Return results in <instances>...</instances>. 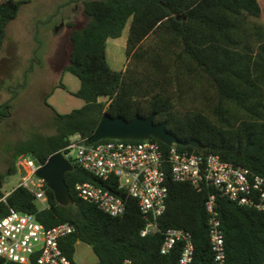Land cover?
Masks as SVG:
<instances>
[{"label":"trees","instance_id":"trees-1","mask_svg":"<svg viewBox=\"0 0 264 264\" xmlns=\"http://www.w3.org/2000/svg\"><path fill=\"white\" fill-rule=\"evenodd\" d=\"M28 2L0 1V51L8 24ZM84 9L88 21L72 29L65 66L81 81L74 94L84 105L69 113L53 109L56 132L17 146L15 162L0 172V192L7 176L18 171L22 155L32 154L45 163L57 151L69 153L71 137H91L104 113L131 119L155 112L156 122H167L182 140H198L202 150L175 144L177 148L214 153L264 176V23L254 20L263 12L259 0H86ZM127 24L129 61L114 69L107 43L121 36ZM150 140L170 148L155 137ZM70 160L74 169L66 173V182L74 204H59L48 186L46 208L23 186L16 185L8 198L11 207L35 214L46 227L75 224L76 230L61 240L69 257L73 258L77 243L84 242L98 257L93 264H121L125 258L138 264H179L183 243L166 254L161 246L168 229L182 228L192 235V264H220L212 248L207 211L213 195L225 236L224 264H264V213L258 209L239 205L214 186L199 189L168 174L169 195L158 219L159 230L143 236L147 220L137 200ZM82 181L122 197L124 214L113 216L79 197L75 186ZM8 212L9 207L0 204V219ZM0 264L20 263L0 257Z\"/></svg>","mask_w":264,"mask_h":264},{"label":"built area","instance_id":"built-area-1","mask_svg":"<svg viewBox=\"0 0 264 264\" xmlns=\"http://www.w3.org/2000/svg\"><path fill=\"white\" fill-rule=\"evenodd\" d=\"M72 149L76 153L75 161L82 168L107 183L113 182L137 200L147 220L141 230L143 236L159 230L158 219L166 210L169 195L168 174L176 181L190 182L199 189L214 186L239 205L254 207L264 213V176L223 160L217 154L181 150L175 144L165 149L150 139H106L88 143V138L81 134L71 137L66 150L70 153ZM19 162L21 178L16 187L33 191L35 198L46 208L47 184L37 175L39 166L29 154L22 155ZM14 189L3 188L0 192V204L9 207L8 214L0 219V257L20 264H76L61 244L62 239L76 230L75 224L66 221L44 226L35 214L9 205L8 198ZM75 190L79 197L97 204L113 216H121L126 211L124 199L102 185L82 181L76 184ZM207 211L215 259L224 264L227 258L225 236L213 195L207 201ZM178 242L183 243L179 264H192L195 250L192 235L182 228L168 229L161 253L170 252ZM121 264L138 263L125 258Z\"/></svg>","mask_w":264,"mask_h":264},{"label":"rangeland","instance_id":"rangeland-1","mask_svg":"<svg viewBox=\"0 0 264 264\" xmlns=\"http://www.w3.org/2000/svg\"><path fill=\"white\" fill-rule=\"evenodd\" d=\"M65 1L31 0L21 7L18 17L7 26L5 43L0 53V58L5 55L7 60L2 68L0 66V81L13 67L16 68L14 82L19 84V94L13 102L10 115L0 124V172H6L13 164L20 143L56 132L53 109L69 113L84 105V101L74 94L80 88L81 81L78 76L65 71V66L69 62L71 31L83 27L88 17L84 9H78L68 19L70 26L63 27L58 34L60 16L68 12ZM260 3L262 15L254 20L264 23V0H260ZM128 31L129 24L121 36L108 40V61L114 69L124 68L129 61L126 52ZM2 86L0 102L11 96L6 91V87L11 86L9 79ZM66 155L75 161V150L72 149ZM20 158L18 171L7 176L4 189H12L19 183ZM38 204L44 206L41 201ZM73 259L76 264L98 261L92 247L84 242L77 243Z\"/></svg>","mask_w":264,"mask_h":264},{"label":"water","instance_id":"water-1","mask_svg":"<svg viewBox=\"0 0 264 264\" xmlns=\"http://www.w3.org/2000/svg\"><path fill=\"white\" fill-rule=\"evenodd\" d=\"M156 113L148 116L136 114L131 119L123 115L113 116L104 113L95 132L88 138V143H95L103 139L144 140L155 137L169 146L180 144L193 146L202 150L196 139L182 140L167 127V122H156ZM29 156L39 166L37 175L43 178L47 186L54 192L57 202L68 206L75 201L66 182V173L74 169L73 162L64 151L51 154L45 163H41L34 155Z\"/></svg>","mask_w":264,"mask_h":264},{"label":"flooded vegetation","instance_id":"flooded-vegetation-1","mask_svg":"<svg viewBox=\"0 0 264 264\" xmlns=\"http://www.w3.org/2000/svg\"><path fill=\"white\" fill-rule=\"evenodd\" d=\"M85 1L86 0H66L65 1V5L68 6V12H67V14L60 16V19L58 22V28H57L58 34H60L59 32L61 31V29L63 27H66L67 25H69L70 21H68V19H71V17L78 11V9H84V2ZM84 11H85V9H84ZM56 15H57V17H59L58 14H56ZM2 50L0 51V53L2 52ZM6 60L7 59H6L5 55L0 58L1 68L4 66V63H6ZM15 69L16 68L13 67L7 74L4 75V77L0 81V88L4 87V86H2V83H5V81L8 79H9L10 85H11L9 88L6 87V91L8 90L10 92L11 96L8 97L3 102H0V124L2 123V121H4L6 119L5 117L10 115V111H11L13 102L16 98H18L19 92H17L18 91L17 86H19V84L14 82V80L16 78L15 77Z\"/></svg>","mask_w":264,"mask_h":264},{"label":"crops","instance_id":"crops-1","mask_svg":"<svg viewBox=\"0 0 264 264\" xmlns=\"http://www.w3.org/2000/svg\"><path fill=\"white\" fill-rule=\"evenodd\" d=\"M259 1H260V0H259ZM77 90H78V89H77ZM77 90H76V91H77Z\"/></svg>","mask_w":264,"mask_h":264}]
</instances>
